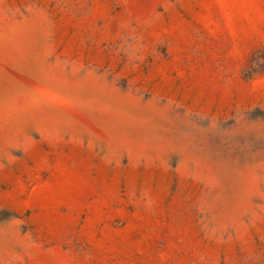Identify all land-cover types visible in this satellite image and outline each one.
I'll return each mask as SVG.
<instances>
[{
	"label": "rangeland",
	"instance_id": "374dc122",
	"mask_svg": "<svg viewBox=\"0 0 264 264\" xmlns=\"http://www.w3.org/2000/svg\"><path fill=\"white\" fill-rule=\"evenodd\" d=\"M0 264H264V0H0Z\"/></svg>",
	"mask_w": 264,
	"mask_h": 264
}]
</instances>
